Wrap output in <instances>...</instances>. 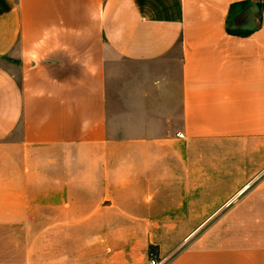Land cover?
<instances>
[{"label":"crops","instance_id":"obj_1","mask_svg":"<svg viewBox=\"0 0 264 264\" xmlns=\"http://www.w3.org/2000/svg\"><path fill=\"white\" fill-rule=\"evenodd\" d=\"M264 264V0H0V264Z\"/></svg>","mask_w":264,"mask_h":264},{"label":"built area","instance_id":"obj_2","mask_svg":"<svg viewBox=\"0 0 264 264\" xmlns=\"http://www.w3.org/2000/svg\"><path fill=\"white\" fill-rule=\"evenodd\" d=\"M170 259H171L170 256L167 257L152 256L149 260V264H169Z\"/></svg>","mask_w":264,"mask_h":264}]
</instances>
